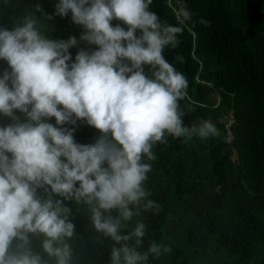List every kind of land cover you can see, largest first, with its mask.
<instances>
[{
    "label": "clouds",
    "instance_id": "9594fccd",
    "mask_svg": "<svg viewBox=\"0 0 264 264\" xmlns=\"http://www.w3.org/2000/svg\"><path fill=\"white\" fill-rule=\"evenodd\" d=\"M151 3L56 0L47 13L37 0L20 23L0 24V264H77L73 202L108 242L93 247L107 248L108 264H148L170 250L152 241L141 251L146 224L133 223L160 207L144 186L145 158L169 135L217 129L185 125L188 81L163 54L183 29L163 24ZM36 13L70 18L79 38L45 34ZM78 122L97 131L92 142L75 140Z\"/></svg>",
    "mask_w": 264,
    "mask_h": 264
},
{
    "label": "trees",
    "instance_id": "16d2710c",
    "mask_svg": "<svg viewBox=\"0 0 264 264\" xmlns=\"http://www.w3.org/2000/svg\"><path fill=\"white\" fill-rule=\"evenodd\" d=\"M36 2L0 0V24L20 23ZM38 2L51 13L56 0ZM149 10L183 29L163 54L188 81L180 101L185 125L208 120L217 134L169 135L153 146L154 161L145 158L152 171L144 186L160 207L134 218L146 224L141 251L152 241L170 249L148 264H264V0H152ZM36 16L45 34L79 38L70 18ZM6 66L0 61V70ZM97 134L78 122L74 136L90 143ZM72 209L77 264H108L106 247L93 252L108 242L93 233L87 207L73 202Z\"/></svg>",
    "mask_w": 264,
    "mask_h": 264
},
{
    "label": "rangeland",
    "instance_id": "374dc122",
    "mask_svg": "<svg viewBox=\"0 0 264 264\" xmlns=\"http://www.w3.org/2000/svg\"><path fill=\"white\" fill-rule=\"evenodd\" d=\"M231 121H232V120H231V117H229L228 120H227V123H226V128L228 127V124H229V122H231ZM235 156H236L235 152H232V154H231V158H235Z\"/></svg>",
    "mask_w": 264,
    "mask_h": 264
},
{
    "label": "built area",
    "instance_id": "2783aa9c",
    "mask_svg": "<svg viewBox=\"0 0 264 264\" xmlns=\"http://www.w3.org/2000/svg\"><path fill=\"white\" fill-rule=\"evenodd\" d=\"M230 123H231V122H229L228 127H229ZM228 127H227V129H228ZM231 138H232V134H231V131L228 129V130H227V140H228V139H231Z\"/></svg>",
    "mask_w": 264,
    "mask_h": 264
},
{
    "label": "bare ground",
    "instance_id": "6f19581e",
    "mask_svg": "<svg viewBox=\"0 0 264 264\" xmlns=\"http://www.w3.org/2000/svg\"><path fill=\"white\" fill-rule=\"evenodd\" d=\"M232 134V133H231Z\"/></svg>",
    "mask_w": 264,
    "mask_h": 264
}]
</instances>
